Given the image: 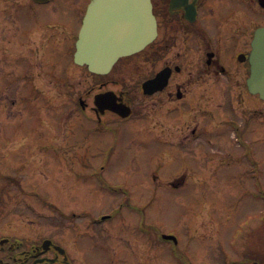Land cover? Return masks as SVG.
Instances as JSON below:
<instances>
[{
  "label": "flooded vegetation",
  "instance_id": "af4514ba",
  "mask_svg": "<svg viewBox=\"0 0 264 264\" xmlns=\"http://www.w3.org/2000/svg\"><path fill=\"white\" fill-rule=\"evenodd\" d=\"M74 7L55 0L46 4L34 0H0V83L5 94L1 108L7 116L8 111L10 116L23 109L18 87L32 73L38 75V82L39 78L46 79L42 89L49 103L40 105V110L41 114L54 115L51 121L54 131L50 134L59 131L60 123L67 125L74 114L81 117L90 110L93 116H87L93 128L89 131L116 138L120 131L114 126L122 121L137 120L141 112L142 128L148 132L145 138L156 137L159 143H168L173 151L190 144L207 150L212 144L207 120L212 115L214 102H219L217 109L228 107L238 115L245 109V99L251 101L247 87L249 60L255 33L264 27V0H153L157 38L142 52L140 65L131 66L142 70V81L137 86L132 82L130 87L115 79L98 83L97 92L92 96L93 105L86 102L91 98L90 92L86 100L80 95V66L74 58L69 64L59 58L62 53L75 52L80 14L75 27L63 19ZM42 11L46 14L44 18L40 16ZM26 61L33 70L25 71ZM159 73H163L160 84L166 82V85L158 91L146 92L144 84ZM73 77L76 79L71 81ZM10 88L15 90L13 97ZM103 93L112 94L113 105H125L132 114L123 118L110 110L95 109V96ZM227 94H231L230 97ZM252 96L260 99L259 95ZM70 100L80 103V112L68 111ZM223 104L227 107L222 108ZM256 111L254 107V123L259 119ZM63 113L65 117L61 122V117L56 115ZM243 124L241 122L240 127ZM235 129L236 144L240 148L247 147L243 130ZM167 137L170 142L166 141ZM15 142L6 160L0 159V264H105L101 262L114 257L111 254L114 243L126 245L119 254L122 253L120 259H127L130 239L116 236L114 228L106 226L118 216L128 219L122 214L124 207L113 213L103 212L88 226L80 225V217L84 216L80 214V198L114 190L103 177V170L86 163V154L80 156L76 152L79 146H70L75 148L71 155L69 146L65 145L67 149L63 153L67 154L62 155L58 165L60 173L53 178L50 161L38 158L37 152H51L52 146H58L48 137L45 144L37 143L33 135L27 133H19ZM4 150L0 146V158ZM15 154L19 157L10 160ZM87 169L91 171L85 174ZM158 170L160 168L155 169V175ZM146 181H142L144 188ZM186 183L185 175L175 178L170 187L179 189ZM136 211L143 215L142 209ZM106 216L109 218L104 219ZM141 221L134 224V231L144 237L138 248V251L140 246L143 249L142 258L163 259L166 232L158 225ZM186 232L187 245L180 241L175 244V264L193 259L189 254V248L193 249L188 241L190 231ZM170 234L174 233H167ZM253 237L255 240L256 234ZM251 251L254 253L252 263L262 264L259 247L254 245ZM120 263L125 264V261Z\"/></svg>",
  "mask_w": 264,
  "mask_h": 264
},
{
  "label": "rangeland",
  "instance_id": "374dc122",
  "mask_svg": "<svg viewBox=\"0 0 264 264\" xmlns=\"http://www.w3.org/2000/svg\"><path fill=\"white\" fill-rule=\"evenodd\" d=\"M55 2L74 5L69 15L63 19L75 27L80 14L81 25L89 0ZM40 16L44 18L45 11H42ZM72 57L73 52L70 54L65 52L59 56L65 64H69ZM25 63V71L33 70L29 62ZM123 66L128 68L127 63L123 62L108 80H120L123 77L126 85L132 86V82L136 86L139 85L143 79L141 69L136 67L129 71L123 70V76L120 72ZM78 74L80 82L83 81L81 91L86 93L94 85V81L88 74L81 72ZM37 78L38 75L30 73L25 83H20L18 87L20 90L18 98L20 104H23V109L17 110L11 117H6L0 108V146L5 149V154L0 158L2 160L8 157L19 133L33 135L37 143L45 144L48 135L54 131V127L48 123L51 118L46 117L47 114H41L40 110V105L49 103L42 89L46 79L39 78L38 82ZM75 79L76 77H73L71 81ZM2 89L0 83V91ZM14 91V88H10L11 97L15 95ZM23 92L26 97L25 103ZM230 95L227 94L229 97ZM250 100L245 99V109L238 115L225 104L222 108L227 107L226 110L217 109L219 102L217 100L214 102L212 115L207 120V127L212 133V144L207 146V150H199L193 144L181 145L174 151L170 150L171 146L168 143L162 144L155 138L144 137L148 132L142 128L144 122L141 119L117 124L120 132L116 134V138L109 134L90 132L93 122L87 114H82L80 119L74 118L64 128L60 123L58 129L61 130L59 132L61 138L56 142L52 141V144L58 147L52 146L51 152L47 150L37 152L38 158L44 157L50 161L53 178L60 173L58 165L62 155L66 153H63L67 149L65 145L69 146L71 155L74 154L75 148L70 146L74 145L79 146L76 152L80 156L86 154L84 157L86 163L103 170V177L114 188L80 198V214L84 215L80 218V225L88 226L101 212H114L121 205H125L122 214L128 219L118 216L106 226L108 229L110 226L114 228L116 236L123 235L130 239L128 246L131 251L127 252L128 258L122 260L120 259L122 253H119L126 245L114 243L111 252L114 257L101 263L124 264L120 261H125V264H175L167 251L163 259L155 261L142 258L141 246L138 255L135 254L134 251L144 239L134 231V224L140 223L141 220L151 226L158 225L166 233L176 234L180 244L187 245L186 230L190 231L191 238L188 241L193 249L189 248V254L196 264L217 262L231 264L240 259L237 254H240L243 248L254 244L253 241L259 250L264 251V200L261 197V194L264 196V104L261 99L252 95ZM1 101L2 96L0 107ZM257 106L260 114L256 112L259 119L254 123L253 108ZM56 116H60L62 122L65 113ZM136 117L141 118L142 113H138ZM231 119L244 123L241 129L243 138L250 147L249 153L236 144ZM149 127H152V123H149ZM168 138L166 141L170 142ZM55 139L56 137H53V140ZM93 155H97L98 158H94ZM17 157L19 156L15 154L9 159L15 160ZM156 168H160L156 173L159 177L154 179ZM90 171L85 170V174ZM182 175L188 176L187 184L176 190L171 189L169 182ZM144 180H147L146 188L142 186ZM252 193L258 194L261 199L253 197ZM135 208L142 209L143 215H139ZM241 225H245L247 239L242 234L241 229L244 228ZM193 231H196L194 233L196 238ZM253 234H256L255 240Z\"/></svg>",
  "mask_w": 264,
  "mask_h": 264
},
{
  "label": "water",
  "instance_id": "95a60500",
  "mask_svg": "<svg viewBox=\"0 0 264 264\" xmlns=\"http://www.w3.org/2000/svg\"><path fill=\"white\" fill-rule=\"evenodd\" d=\"M156 34L151 0H92L76 61L93 72L108 73L119 58L141 51ZM250 62L249 90L264 100V29L256 33Z\"/></svg>",
  "mask_w": 264,
  "mask_h": 264
}]
</instances>
